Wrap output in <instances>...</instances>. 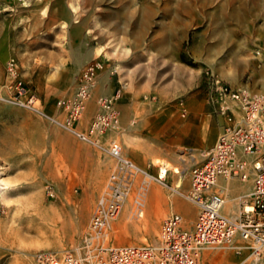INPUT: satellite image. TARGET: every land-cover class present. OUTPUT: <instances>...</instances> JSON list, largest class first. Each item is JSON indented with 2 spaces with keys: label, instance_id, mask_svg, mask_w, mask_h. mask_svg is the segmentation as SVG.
Segmentation results:
<instances>
[{
  "label": "rangeland",
  "instance_id": "374dc122",
  "mask_svg": "<svg viewBox=\"0 0 264 264\" xmlns=\"http://www.w3.org/2000/svg\"><path fill=\"white\" fill-rule=\"evenodd\" d=\"M11 58L28 87L47 96L44 110L52 117L60 116L57 102L75 93L88 62L104 59L107 87L122 90L119 110L126 108L120 129L109 136L154 176L164 162L181 167L187 194L191 169L205 160L226 124L210 101L212 78L264 92V0H0V107L31 111L4 100ZM97 94L85 126L98 110ZM46 121L44 155L40 142L29 144L34 151H25L28 156L14 149L0 157L10 183L0 200V264H34L39 251L79 246L112 170L107 154ZM176 178L170 169L167 185L151 182L144 218H135L128 203L112 224L111 242L151 243L174 212L191 227L197 207L169 188ZM252 180H230L229 214L236 213L228 205L238 196L242 204L251 192ZM205 252L214 254L207 264H264L230 248Z\"/></svg>",
  "mask_w": 264,
  "mask_h": 264
},
{
  "label": "built area",
  "instance_id": "2783aa9c",
  "mask_svg": "<svg viewBox=\"0 0 264 264\" xmlns=\"http://www.w3.org/2000/svg\"><path fill=\"white\" fill-rule=\"evenodd\" d=\"M104 59L89 62L82 70L75 93L57 102L60 116L52 117L42 100L23 80L19 65L11 58L6 67L5 101L29 109L52 121L79 140L104 152L113 167L99 195L88 231L79 246L63 252L39 251L34 264H202L204 251L230 248L256 260L264 258V92L233 87L213 77L210 101L226 124L202 163L190 172V191L184 195L197 207L194 224L174 212L162 223L157 239L141 245L118 246L110 240L112 224L130 203L133 216L142 219L152 181L167 184L170 169L150 174L124 153L121 141L109 133L121 126L118 102L122 90L97 98L98 110L83 126L89 101L98 85ZM183 116L188 112L182 101ZM154 178V179H153ZM252 178V190L241 204L238 216L223 212L227 196L216 190L221 179ZM54 196L53 186H48Z\"/></svg>",
  "mask_w": 264,
  "mask_h": 264
},
{
  "label": "crops",
  "instance_id": "0c3cea01",
  "mask_svg": "<svg viewBox=\"0 0 264 264\" xmlns=\"http://www.w3.org/2000/svg\"><path fill=\"white\" fill-rule=\"evenodd\" d=\"M108 71L109 70L107 68L105 71H102L100 73L98 85H97V88L95 89V91L97 90V93H98L96 98L102 95H105V96L112 95L116 91V89L111 85V83L109 84L110 87H107V84L109 83L108 79L110 78V76H108L107 74ZM37 96L42 100L43 108H44L45 103H47V100H48L47 96H45V98L40 97L38 94ZM118 107H119V104H118ZM125 109L126 108L121 107L120 105V110L122 112H124ZM83 126L85 127L84 123H83ZM40 142L42 143V146H43L42 152L44 155L45 154V150H44L45 143L48 142V146H49V142H50V124L47 123L44 117L40 116L39 114H36L33 111H28L25 109H20V108H15V107H4V106L0 107V157L11 156L10 151L14 149L17 151H23V153H21L22 156H28V154L24 152L29 149L31 152L34 151V149L31 147H34L35 143H40ZM29 144H31V147L29 146ZM219 182L221 183V185L226 184L222 179ZM226 185L230 188L228 198L231 199L230 198L231 185L230 183H227ZM155 192H156V189H155ZM232 205L229 206V209L230 207H232ZM223 212L226 215H230L225 210V208L223 209ZM213 259H214V254L207 253L204 251V253L202 254L201 262L202 264H207V263H210Z\"/></svg>",
  "mask_w": 264,
  "mask_h": 264
},
{
  "label": "bare ground",
  "instance_id": "6f19581e",
  "mask_svg": "<svg viewBox=\"0 0 264 264\" xmlns=\"http://www.w3.org/2000/svg\"><path fill=\"white\" fill-rule=\"evenodd\" d=\"M157 161H160L162 162L161 160H157ZM137 164V163H136ZM138 165V164H137ZM141 167V166H140ZM143 168V167H142ZM167 168H170L173 170V172L176 174L177 178H176V181L174 182L173 186L172 187H169L174 193L176 194H181L182 196L186 195L184 194V192L182 191V187H183V179H184V170L177 166V165H173L171 164L170 162H164V165L162 164L161 166V171H162V174L165 173V171H167ZM5 173L4 172H0V200H3L6 197L7 195V192L8 190L10 189V183L8 181V179L6 177H4ZM154 179V178H153ZM226 184L227 183H230V180H225V179H222ZM156 182H159L161 183L162 185H167L166 183H163L159 180V178L157 177V179H155ZM249 181V180H248ZM224 185L219 182L218 183V187H217V190L220 191L222 194H224L225 196H227V203H228V195H229V192H230V188L227 186V185ZM250 194V193H249ZM248 194V195H249ZM241 199L242 197H238L237 198V201L232 205V207H230L229 209V205H228V210L229 212H235L236 214L234 215H231L232 217H235V216H238L239 213H240V210H241ZM225 210H226V205L224 206Z\"/></svg>",
  "mask_w": 264,
  "mask_h": 264
}]
</instances>
